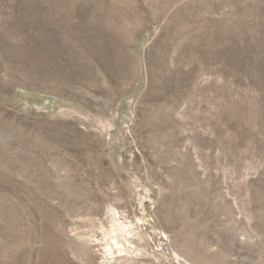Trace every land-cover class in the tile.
Wrapping results in <instances>:
<instances>
[{
    "label": "rangeland",
    "instance_id": "374dc122",
    "mask_svg": "<svg viewBox=\"0 0 264 264\" xmlns=\"http://www.w3.org/2000/svg\"><path fill=\"white\" fill-rule=\"evenodd\" d=\"M155 1L0 0V264H264V0Z\"/></svg>",
    "mask_w": 264,
    "mask_h": 264
},
{
    "label": "bare ground",
    "instance_id": "6f19581e",
    "mask_svg": "<svg viewBox=\"0 0 264 264\" xmlns=\"http://www.w3.org/2000/svg\"><path fill=\"white\" fill-rule=\"evenodd\" d=\"M152 1V0H151ZM157 1V0H156ZM155 1V2H156ZM161 1V0H160ZM165 0H163L162 2H164ZM172 1V0H171ZM174 1V0H173ZM172 1V2H173ZM171 2V3H172ZM153 3V5H154V2H152ZM168 3H169V0H168ZM174 3V2H173ZM158 4V3H157ZM160 4V3H159ZM148 5H149V3H148ZM152 5V6H153ZM161 5V4H160ZM162 5H164L163 3H162ZM161 5V6H162ZM165 5H167V4H165ZM160 6V7H161ZM167 6H169V5H167ZM155 7V6H154ZM164 7H166V6H164ZM158 8V7H157ZM168 8V7H167ZM161 9V8H160ZM99 10V9H98ZM169 10V9H168ZM96 11V10H95ZM103 11V10H102ZM164 11V10H163ZM162 11V12H163ZM160 12V11H159ZM96 13V12H95ZM174 14V13H173ZM92 15V14H91ZM97 15V14H96ZM101 15H102V12H101ZM163 17V16H162ZM100 18V17H99ZM133 18V17H132ZM101 19V18H100ZM108 19V18H107ZM103 20V19H102ZM134 20H135V18H134ZM98 21V20H97ZM109 22V21H108ZM99 23V22H98ZM104 23H105V21H104ZM110 25H111V27L113 28H111L112 29V34H111V37H110V39L111 40H113V41H116V42H119L121 45H124L129 39H130V37H131V35H129V33H130V31L132 30V28H131V26H127V25H125V24H115L112 20L110 21ZM109 24V23H108ZM128 24V23H127ZM99 26V25H98ZM102 27V26H101ZM105 27H107L108 28V26H105ZM100 28V27H99ZM86 29V28H85ZM104 29V28H103ZM111 29H109V30H111ZM89 30V29H88ZM133 31V30H132ZM86 32V31H85ZM108 32V31H107ZM86 35V34H85ZM91 35V34H90ZM107 35V34H106ZM88 36V35H87ZM90 37V36H89ZM89 37L87 38V39H89ZM105 37V36H104ZM109 37V36H108ZM84 39H86V38H84ZM107 39V38H106ZM92 40V39H91ZM86 41V40H85ZM87 41H89V40H87ZM86 41V42H87ZM108 42V41H107ZM89 47H91V46H89ZM97 46H95V48H96ZM98 48V47H97ZM123 48V47H122ZM98 50V49H97ZM108 51V50H107ZM117 51V50H116ZM123 52V51H122ZM108 53V52H107ZM106 53V54H107ZM111 53V52H110ZM116 55V58H117V60H119L120 62L121 61H123L122 63H124V58H123V55H122V53H121V51H120V48H119V50L115 53ZM108 55V54H107ZM121 64V63H120ZM119 64V65H120ZM118 65V66H119Z\"/></svg>",
    "mask_w": 264,
    "mask_h": 264
}]
</instances>
